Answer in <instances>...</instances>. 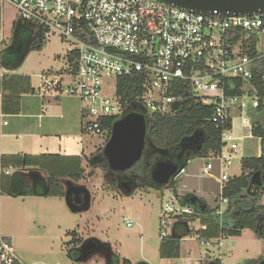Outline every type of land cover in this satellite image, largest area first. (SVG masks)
<instances>
[{"label":"built area","instance_id":"1","mask_svg":"<svg viewBox=\"0 0 264 264\" xmlns=\"http://www.w3.org/2000/svg\"><path fill=\"white\" fill-rule=\"evenodd\" d=\"M5 4L15 10L19 20L31 24L36 32L42 31L44 38L57 36L67 44L66 55L74 60L72 68L66 58L69 80L61 72L40 76L34 94L42 98L77 96L84 104L80 120L81 134L86 137L106 139V120H118L132 112L143 114L152 125L155 116L176 113L189 93L201 104L212 106L211 121L223 128L241 98L229 93L233 81L253 80V71L264 58V13L221 16L157 0H0L1 6ZM253 37H257V51L250 56ZM8 44L0 33V49ZM132 76L140 78L141 93L130 101L118 93V79ZM250 87H245L244 94L254 89ZM253 95L256 109L259 97ZM230 131H222L221 149L206 160L202 171L220 181V191L229 177L224 170L239 151L238 139ZM227 203L219 198V217ZM161 212L159 240L171 233L168 225L175 216L193 214V209L170 196ZM123 222L131 226L126 218ZM224 238L214 239L219 248ZM211 241L200 242L209 245ZM0 264H25L8 238L0 237Z\"/></svg>","mask_w":264,"mask_h":264},{"label":"rangeland","instance_id":"2","mask_svg":"<svg viewBox=\"0 0 264 264\" xmlns=\"http://www.w3.org/2000/svg\"><path fill=\"white\" fill-rule=\"evenodd\" d=\"M13 20H19L15 10L7 4L0 5V33H4L6 39L12 37L10 26ZM263 39L264 37L261 38V40ZM259 47L262 49L263 45L260 43ZM66 54L67 44L60 41L57 36H49L45 38L42 50L30 51L14 73L12 70L0 68V74L29 77L30 86L36 92L40 84V76L61 72L65 76L64 79L69 80L66 73ZM245 90L247 91V89ZM24 97L26 100L38 101L42 104V97L36 93L27 94ZM44 100H48L47 108L43 107V112L40 113L42 117L38 120L19 117L18 115H5L2 118V121L8 123L9 127L6 129L8 135L1 141L8 146L9 150H12L2 152H18L21 146L23 148L28 146L29 136L27 134L32 130L51 134L55 139H58L57 136H61L62 141H67L66 144L70 148L69 154L75 155L82 150L85 151L83 167L86 174L91 173L92 175L80 183H87L96 198L91 210L82 214H75L74 224H80L79 231L85 239L95 238L109 243L116 255L120 257V262L122 259H127L131 264H183L185 261L189 264H198L210 257L220 258L221 264H244L246 260L259 258L264 260V240L258 239L248 229L242 231L240 239L224 238L220 248L215 240L211 241L209 245H202L196 236H187L183 239L181 256L178 259H161L158 250L160 245V216L163 204L177 191L181 195L194 193L209 206L214 207L220 194V181L215 177L203 175V167L206 165L204 160L193 158L180 176L171 180L161 190L145 187L143 186L145 181L139 180L138 185L141 187L134 190L124 202L119 204L111 198L106 199L112 197V194L121 196L122 194L117 186L105 179L103 171L95 167V163L90 164L88 162L99 149H103L105 138L82 136L78 115L84 104L77 96L67 94L59 96V100H55L54 97H47ZM254 101L255 96L253 94L245 93L231 109L232 129L230 134L238 139L239 151L230 166L224 170L229 177L240 174L241 158L259 156L261 153L260 139L253 137L250 132ZM263 116L261 113L260 118L262 119ZM0 134H3V131L0 130ZM80 137L82 138L81 141ZM57 142L50 144L54 147L50 150L62 154L64 143L59 146L60 142ZM215 175L218 176V173ZM20 200L17 201V210L19 209L18 212H21L22 215L24 206L21 205ZM46 201L48 215H52L57 211L56 199L49 197ZM66 207L62 204L64 213L73 215ZM104 212L105 218L98 221L97 216L101 217ZM95 215L96 217H94ZM88 217L96 218L97 222L94 221V223L87 225L86 218ZM124 218L131 226L127 227L123 222ZM7 222V215H4L2 223L6 225L5 227L9 225ZM64 224L66 225H63V230L49 225L45 232H38L30 226L32 249L24 246L23 236L20 235L16 238L15 245L13 244L20 260L26 262L25 264H80L72 261L64 250L63 243L68 240V237L65 236V230L70 228H65L68 223ZM168 226L171 227L170 222ZM102 259L94 256L85 264H104Z\"/></svg>","mask_w":264,"mask_h":264},{"label":"trees","instance_id":"3","mask_svg":"<svg viewBox=\"0 0 264 264\" xmlns=\"http://www.w3.org/2000/svg\"><path fill=\"white\" fill-rule=\"evenodd\" d=\"M12 37L9 45L0 51V68L14 70L24 61L27 54L32 51H41L45 38L43 32H36L28 22L14 21L11 29ZM257 37L252 38V47L248 52L250 56L256 54ZM28 51V53H25ZM69 66L74 68L73 57L66 55ZM254 79L246 82L242 79L233 81L234 89L229 91L231 95L242 97L245 87L253 90L249 94L259 97L258 106L253 109L251 123V135L260 139V155L244 157L240 160V174L228 177L222 184L219 198L227 199L228 203L222 216L216 213L218 207L208 208L206 203L194 193L174 196L181 205L192 207L193 214L175 216L171 225V234L160 240L159 257L161 259H178L180 257L181 241L187 236H196L199 241L214 240L219 236L238 237L243 230H250L258 238L264 240V123L260 114L264 108V92L262 75L264 74V58L258 62L255 68ZM118 93L125 94L130 101L141 93V80L137 76L118 79ZM1 113L3 115H17L19 113L20 98L24 94H34L30 86L29 77L17 75H0ZM59 98V97H56ZM137 107V106H136ZM212 106L201 104L190 93L185 95L171 115H157L154 117L151 128L147 131V140L140 162L135 165V175L145 176V187L161 190L163 187L153 185L149 178L151 168L156 162L170 160L179 167L186 168L193 158L207 160L215 156L221 149V133L224 129H232V120L229 119L223 128L212 123ZM117 118H108L104 124L106 139H109L113 123ZM192 139V140H191ZM195 142V148L190 156L177 159L182 146ZM179 149V152H175ZM159 151H166L160 153ZM95 157V158H94ZM102 162L106 167V161L102 156V149L89 159L90 164ZM9 169L15 171L11 175L5 174ZM30 177L25 180L24 173ZM91 173H87L83 167V156H65L60 154H16L0 155V194L6 196H40V197H64L63 181L69 180L79 183L85 180ZM172 190L174 188L172 187ZM129 196L131 194H123ZM203 206V207H202ZM71 239L66 242V253L72 261L76 248L83 239L76 231L68 233ZM109 247V244H105ZM122 264H131L123 260ZM198 264H221L220 258L207 259ZM244 264H264L262 258L246 260Z\"/></svg>","mask_w":264,"mask_h":264},{"label":"water","instance_id":"4","mask_svg":"<svg viewBox=\"0 0 264 264\" xmlns=\"http://www.w3.org/2000/svg\"><path fill=\"white\" fill-rule=\"evenodd\" d=\"M167 5L175 6L192 12H217L221 16L238 15L251 17L264 13V0H157ZM6 48V47H5ZM25 53H28L26 51ZM151 125L141 113H128L115 121L112 125L110 136L102 149L107 167L111 172L123 173L132 169L140 160L146 144L147 131ZM192 140V139H191ZM182 152L187 149L193 151L195 142L190 141L183 145ZM165 153L166 151H159ZM188 156V155H187ZM183 167L170 160L156 162L150 170L149 178L153 185L165 187L176 178ZM64 201L72 213L86 211L90 207L91 196L86 188L72 181H63ZM203 207V206H202ZM99 242L95 238L85 239L76 248L75 262L85 264L89 262L99 251H106L107 264H110V246Z\"/></svg>","mask_w":264,"mask_h":264},{"label":"crops","instance_id":"5","mask_svg":"<svg viewBox=\"0 0 264 264\" xmlns=\"http://www.w3.org/2000/svg\"><path fill=\"white\" fill-rule=\"evenodd\" d=\"M14 21L15 20H13L11 22V26H10L11 29H12V26L14 24ZM7 39L9 40V43H10L11 40L9 38H7ZM4 48L5 47H2L0 49V51H2V49H4ZM15 70L16 69L12 70V73H14ZM25 95H27V94L22 95L20 98L19 113L17 115L19 117L23 116L25 118L32 119V120L40 119L42 117L40 115V113L43 112V107L47 108L46 103H48L47 102L48 100L45 101L44 98H42V104H41V102H38V101L26 100L24 97ZM54 99L59 100V98H54ZM262 114L264 115V108L262 110ZM257 115H260V117H261V113L257 114ZM4 116L5 115H3L1 113V94H0V130L3 131V134H0V155L60 154V153H56L54 150H50V149L54 148L50 144H52V142H57L56 140H58L60 142V143L57 142L60 144L59 146H62L64 143V145H63L64 151L60 155L83 156L86 154V153H84L85 152L84 150H82L79 154H75V155L69 154L68 151L70 148L66 144L67 141H62L61 136H57L56 138H58V139H55L51 134H45L44 132L36 131V130H32L27 134L29 136L28 146H26L25 148H23L21 146L19 148L18 152L3 153L2 151H6V152L12 151V150H9L8 146H6L1 141L2 138L6 137L8 135V131L6 129L9 127L8 123L3 125L4 121H2V118ZM78 117H79L80 132H81L80 113H79ZM261 121H262V123H264L263 122L264 116L262 117ZM50 138H53V139H50ZM81 140H82V138L80 137V141ZM188 156H190V154ZM204 162H205V164L207 163L206 160H204ZM8 172L11 175L14 171L9 169ZM21 173H24L25 176H27L29 174L28 171H21ZM29 178L30 177L27 176V177H25V180H27ZM75 184L83 186L90 193V196H91L90 207L88 210L80 212V213L82 214V213L88 212L89 210H91V208L93 207V204L96 202V198L94 196V193L91 192L90 188L88 187L87 183H85V182L84 183L79 182V183H75ZM176 193H178V192L176 191ZM178 194L181 195L180 193H178ZM112 195H113L112 197H108L106 199L111 198V200H113L114 202H118L119 204L124 202V200H126V198L128 197V196H123V195L122 196L121 195H115V194H112ZM18 199H21L20 200L21 205L24 206V212H22V215H21V212H18L19 209L17 210ZM52 199H56L57 211L54 212L52 215H48V212H47L48 206L46 205L47 198H45V197H40V196H15V197H11V196H6V195L0 194V237L10 239L12 241V243L15 245L16 238H18L19 235L23 236L24 246L31 247V249H32L33 244L31 243L32 238L30 235V233H31L30 232V226H32L33 229L38 231V232H45L47 230V228L49 227V225L50 226L53 225L56 228H58L59 230H63V228H62L63 225H66L64 223H68V226H65V228L70 227L67 230H65L66 231L65 236L68 237V240L63 243L65 252H66L65 244H66V242H68L71 239V237L68 234L69 232L76 231L78 236L81 237L83 240H85V238L81 235V233L79 231L80 230V224H74L75 223L74 219L76 216L75 214H80V213H72L68 209V211L73 215H67V213L66 214L64 213V209L62 208V204L66 206L65 201H64V197L63 198L52 197ZM217 200H218V202L216 203V205L214 207H216V206L218 207L219 198ZM206 205L208 208H213V207L209 206L208 203H206ZM11 211H14L15 213L13 212L11 214L10 213ZM4 215H7V218H8L7 224H9V225L7 227H5L6 225L4 223H2V217ZM70 216H73V217H70ZM94 217H96V215ZM135 217L137 218L138 216H135ZM21 218H22V222H21ZM101 218H105V212L102 214L101 217L97 216L98 221ZM97 219L96 218L94 219L91 217L86 218L87 225L90 223L91 224L94 223V221L97 222ZM62 220H64V221L62 222ZM241 235H242V232H241L240 236L233 237V238L240 239ZM183 239L181 241V245H182ZM97 240L99 242H102L99 239H97ZM102 243H105V242H102ZM107 244H109V243H107ZM109 246H110L111 251L113 253H115L110 244H109ZM16 254L19 257L18 253H16ZM180 256H181V250H180ZM209 259H212V257H210ZM123 260H127V259H122V261ZM25 261H27V260H25ZM119 261H120V257H119ZM122 261H121V263H122ZM27 263H29V262H27ZM97 264H101V263H97Z\"/></svg>","mask_w":264,"mask_h":264},{"label":"flooded vegetation","instance_id":"6","mask_svg":"<svg viewBox=\"0 0 264 264\" xmlns=\"http://www.w3.org/2000/svg\"><path fill=\"white\" fill-rule=\"evenodd\" d=\"M175 152H179V149H175ZM190 152H191V150H189V149H187L185 151V154L181 151L180 154L177 156V159H180L183 156L189 155ZM97 167L103 171L104 177L107 181H111L112 185L114 184L115 186H117L120 189V191L125 193V194H132L134 192V190L141 187L138 185L139 180L145 181V176L142 177V175L141 176L135 175L136 173L134 172V168H132L126 172H123V173L111 172L107 166L106 167L103 166V163L101 161L98 162ZM145 185H146V182L143 186H145ZM97 255H99V256H101V258H103L102 260H103L104 264H107L108 253L106 251H104V250L99 251V253ZM110 256H112V258L110 260V264H122L119 261V257L115 253H113L112 251L110 252Z\"/></svg>","mask_w":264,"mask_h":264}]
</instances>
